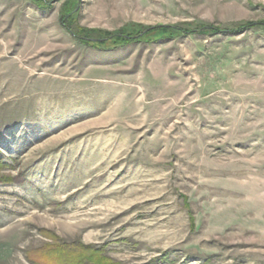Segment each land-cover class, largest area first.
<instances>
[{
    "label": "rangeland",
    "instance_id": "rangeland-1",
    "mask_svg": "<svg viewBox=\"0 0 264 264\" xmlns=\"http://www.w3.org/2000/svg\"><path fill=\"white\" fill-rule=\"evenodd\" d=\"M46 2L0 0V264H264V0ZM134 26L197 31L80 32Z\"/></svg>",
    "mask_w": 264,
    "mask_h": 264
},
{
    "label": "trees",
    "instance_id": "trees-1",
    "mask_svg": "<svg viewBox=\"0 0 264 264\" xmlns=\"http://www.w3.org/2000/svg\"><path fill=\"white\" fill-rule=\"evenodd\" d=\"M38 6L47 5L46 0H31ZM72 4L67 5L65 8V14H68L73 11ZM254 23H244L241 24L237 29H219L212 25L209 26H200L202 31H208L212 33L216 32H233L244 27L254 26ZM141 27L134 26L130 29L124 28L121 32H100L96 30H83L84 35L89 36L92 33H97L101 40L97 42H88L92 45H98L103 48H111L117 46H124L133 42H138L145 38V40H153L155 38H162L170 34L183 32H196V29H180L172 26H159L148 29L144 32L139 38H134L133 36L140 32ZM53 237H51L52 239ZM56 238H53L56 241L54 244H47L43 247L37 248L31 251L28 254V259L33 264H119L110 260L109 258L101 254V250L91 249L87 245H73L67 243H58ZM52 240V241H53ZM149 264V263H144Z\"/></svg>",
    "mask_w": 264,
    "mask_h": 264
}]
</instances>
